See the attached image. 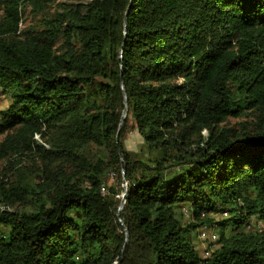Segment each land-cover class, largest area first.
I'll return each instance as SVG.
<instances>
[{"label":"trees","instance_id":"16d2710c","mask_svg":"<svg viewBox=\"0 0 264 264\" xmlns=\"http://www.w3.org/2000/svg\"><path fill=\"white\" fill-rule=\"evenodd\" d=\"M0 88V264H264V0H0Z\"/></svg>","mask_w":264,"mask_h":264},{"label":"rangeland","instance_id":"374dc122","mask_svg":"<svg viewBox=\"0 0 264 264\" xmlns=\"http://www.w3.org/2000/svg\"><path fill=\"white\" fill-rule=\"evenodd\" d=\"M40 16L35 15L34 13L30 12L29 9H25L22 13V19L20 22V28L22 30L33 28L36 25H39ZM8 99V94L4 92L0 88V111L4 110L6 108ZM125 117V115H124ZM127 126L124 129V133L122 135V144L125 147V149L132 155H139L144 154L149 155L148 152L145 149V146L142 142V139L138 132L135 129L133 120L131 119L130 115H127ZM124 120V118H123ZM237 120L236 119H229V123L233 124ZM229 125V124H228ZM121 130V129H120ZM120 132V131H119ZM204 134L206 132L204 131ZM96 148L94 146H88L86 149V152L89 154H97ZM119 174L118 171L115 169L108 170L104 175V187H101V193L103 195H106L108 193V189L111 186H115L119 192L117 194L118 201H121L122 195L124 193V190L126 188V183L119 182ZM1 202H0V208H1ZM184 212V222L187 223L189 219V212L184 208L182 210ZM188 214V215H185ZM222 218H228V215H225V213H217L213 214L214 220H220ZM258 228L260 230H264V223L253 219L251 221L250 226L248 228ZM190 239L193 243L194 249L198 252V254L202 257H205L209 254V248H213L216 246V241L218 239V229L215 227V225H206L202 227H197L195 230H193L190 233Z\"/></svg>","mask_w":264,"mask_h":264},{"label":"water","instance_id":"95a60500","mask_svg":"<svg viewBox=\"0 0 264 264\" xmlns=\"http://www.w3.org/2000/svg\"><path fill=\"white\" fill-rule=\"evenodd\" d=\"M120 87L123 89V85H122V82L121 81H120ZM123 98H124V109L122 110V113H121V116H120V122H119V125H118L117 135H118V133H119V131L121 129L124 115L127 112L126 96H125L124 92H123ZM120 157H121V155H120ZM121 160H122V157H121ZM122 175H123L122 180H123V183L125 184V181H124V171H122ZM125 196H126V188H125L124 193L122 195V198H121V201H120L118 210H120L122 204L124 203ZM117 215H119L118 212H117ZM124 231H125V240H126L127 239V233H126V229L125 228H124ZM116 264H119V262H117Z\"/></svg>","mask_w":264,"mask_h":264}]
</instances>
